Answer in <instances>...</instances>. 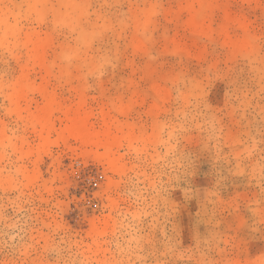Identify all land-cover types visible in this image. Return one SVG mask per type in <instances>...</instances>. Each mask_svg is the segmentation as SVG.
Wrapping results in <instances>:
<instances>
[{
  "label": "rangeland",
  "instance_id": "obj_1",
  "mask_svg": "<svg viewBox=\"0 0 264 264\" xmlns=\"http://www.w3.org/2000/svg\"><path fill=\"white\" fill-rule=\"evenodd\" d=\"M0 264H264V0H0Z\"/></svg>",
  "mask_w": 264,
  "mask_h": 264
},
{
  "label": "bare ground",
  "instance_id": "obj_2",
  "mask_svg": "<svg viewBox=\"0 0 264 264\" xmlns=\"http://www.w3.org/2000/svg\"><path fill=\"white\" fill-rule=\"evenodd\" d=\"M71 134L76 140L80 141L83 144H90L92 141V136L85 129L82 121L74 122V124L71 126ZM97 145L98 147L103 148L107 155L115 145V141L111 140L108 137V134H105L102 136V139L98 141ZM109 165L111 166V168L114 167V161L109 160Z\"/></svg>",
  "mask_w": 264,
  "mask_h": 264
}]
</instances>
